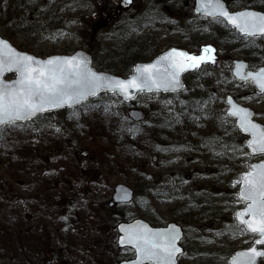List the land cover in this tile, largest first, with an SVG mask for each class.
I'll list each match as a JSON object with an SVG mask.
<instances>
[{"label": "rangeland", "instance_id": "rangeland-1", "mask_svg": "<svg viewBox=\"0 0 264 264\" xmlns=\"http://www.w3.org/2000/svg\"><path fill=\"white\" fill-rule=\"evenodd\" d=\"M122 1L0 0V34L36 55L93 46L95 66L118 74L172 45L196 56L211 48L215 57L186 73L179 93L145 92L132 104L103 92L55 111L63 125L36 116L1 129L0 225L7 215L6 228L18 233L15 250L0 240L4 264H116L132 252L117 245L116 224L136 217L184 221L188 250L221 249L225 220L240 205V172H228L229 161L238 171L264 156L243 151L227 158L218 137L232 117L222 129L214 124L229 93L264 123V93L232 73L235 58L264 64V37L246 39L222 19L196 14L194 0ZM227 1L231 9L264 10V0ZM131 108L144 111L141 122L129 116ZM167 142L182 148L167 152ZM25 144L28 159L17 150ZM239 149H231L232 156ZM119 182L135 196L113 208Z\"/></svg>", "mask_w": 264, "mask_h": 264}, {"label": "snow or ice", "instance_id": "snow-or-ice-1", "mask_svg": "<svg viewBox=\"0 0 264 264\" xmlns=\"http://www.w3.org/2000/svg\"><path fill=\"white\" fill-rule=\"evenodd\" d=\"M131 2V0H129ZM198 11L207 16L221 17L236 28L244 38L264 37V14L243 11L231 14L220 0H201ZM214 49L205 48L200 56L173 49L153 64L136 68V75L128 80L114 79L91 71L87 62L78 57L51 58L39 61L32 56L20 54L6 42L0 41V77L5 72L15 71L19 78L11 83L0 79V126L14 125L19 120H30L37 114L51 109L79 104L88 96H95L102 90L122 95L125 100L133 99L130 90L136 92L176 91L181 87L180 75L200 68L202 64L215 63L211 55ZM244 65L237 66V76L244 81L251 80L264 93V69L242 74ZM231 116L239 118V128L252 137L247 142L249 155H264V127L255 124L247 109L239 108L231 99ZM243 188L239 192L240 202L246 204L236 218L242 233H251L254 244L264 245V163L252 165L242 176ZM236 183H240L237 181ZM246 217H248L246 219ZM121 244H129L138 253L133 264H175L180 249L176 246L179 231L173 227L168 231L152 232L147 228L126 230ZM244 258L241 261L240 258ZM257 258H264V250L252 247L240 253L233 264H256Z\"/></svg>", "mask_w": 264, "mask_h": 264}, {"label": "water", "instance_id": "water-1", "mask_svg": "<svg viewBox=\"0 0 264 264\" xmlns=\"http://www.w3.org/2000/svg\"><path fill=\"white\" fill-rule=\"evenodd\" d=\"M220 2L223 4L225 10H227L229 13L231 14H236V13H239V12H243V11H251V12H255V13H258V14H264V10L262 9H258V8H253V7H243L241 9H237V10H231L226 2V0H220ZM200 4H201V0H195V3H194V11L197 13V14H200L202 16H207L205 15L203 12L201 11H198V9L200 8ZM212 17V16H210ZM230 25V24H229ZM234 28V27H233ZM237 32H239L236 28H234ZM240 33V32H239ZM241 34V33H240ZM242 35V34H241ZM0 41H4L6 42L11 48H13L16 52L20 53V54H25V55H29V56H32L34 57L35 59L39 60V61H47L51 58H72V57H78L80 59H83L87 62V66L88 68L97 73L98 75H103V76H107V77H110V78H114V79H120V80H128L130 79L133 75H136V68L137 67H141V66H145V65H149V64H153L155 63L156 61H158L160 59V57L166 55L167 53H169L170 51H172L173 49L175 50H178V51H182V52H185V53H188L189 55H194L196 56L195 54L191 53L187 48H184V47H181V46H177V45H172L166 49H164L162 52H160L159 54H157L153 59H150V60H142V61H138L135 63L134 65V68H133V72H131L130 74H128L127 76H123V75H119V74H115L113 72H110V71H107V70H101V69H98L96 68V66L93 64V61H92V49L93 47H90L89 50H86V49H82V48H79V49H76L75 51H73L72 53H53V54H50L48 56H39V55H36L34 53H31L29 51H26V50H21L19 49L17 46H15L8 38L0 35ZM244 65L245 67L243 69H241V72L242 74H247L248 72H258L260 71L261 69H264V65H260L257 69H251V68H248V61L246 59H243V58H235L234 59V66L232 68V72L234 74L235 77L241 79L239 76H237V66L238 65ZM248 68V69H247ZM13 72V71H12ZM187 72V71H186ZM182 73L180 75V82H181V87H179L176 91H180L182 90L184 87H185V80H184V74L186 73ZM10 73V72H5L3 74V77H0V79H3L5 82L7 83H11L13 81H16L18 78H19V74L16 72V76L13 77V78H10L8 79L6 77V75ZM255 84V83H254ZM256 86V92L257 93H260L259 89H258V86L255 84ZM107 90H102L100 92H105ZM98 92V93H100ZM107 92H110V91H107ZM130 92L134 95V98L136 97V95L140 92H136L134 89L133 90H130ZM146 92V91H145ZM160 92H175V91H164V90H160ZM96 96V95H95ZM123 99L124 97L122 95H120ZM91 97H94V96H88L86 99L82 100L80 103L86 101L87 99L91 98ZM133 99H128V100H125V101H132ZM229 99H231V101L233 102V104H235L236 106H238L239 108H243V109H247L250 113H252V121L257 124V125H260L261 127H264V123L257 120L255 117H254V114H255V109L253 107H250L248 105H244L242 103H240L233 94L229 93L227 96H226V101H227V104H228V107L226 109V113L229 114L231 109H232V104L229 103ZM79 103V104H80ZM78 104H75L74 106H76ZM68 106H64V107H61V108H55V109H51L49 111H54V110H59V109H62V108H66ZM48 112V111H46ZM45 113V112H44ZM130 116L133 117L134 119L136 120H140L143 118V111L139 108H132L129 112ZM230 115V114H229ZM235 117V125L237 126V128L242 132L244 133L245 135H247V137L245 138V141H244V145L245 147L251 152V150L247 147V142L249 140L252 139L251 135L249 133H245L243 132L240 128H239V118L234 116ZM19 121H26V120H19ZM260 163H264V158L261 159V160H258V161H254L251 163L250 165V168L249 169H246V170H243L241 172V179H242V176L244 173L248 172L250 169H251V166L252 165H256V164H260ZM243 188V182L241 183L239 189H238V195H239V192L242 190ZM134 197V189L126 184V183H123V182H119L115 185V189H114V193H113V199L110 201V204H114L115 202H130ZM246 207V206H245ZM245 207H240L238 208L236 211H235V218H236V213L238 211H242ZM248 217H246L247 219ZM237 220V218H236ZM238 221V220H237ZM173 227H175V229H177L179 231V239L176 241V246L181 250V252L184 251V247L183 245H181V243L179 242L180 239L182 238V229H181V226L179 224H177L176 222H170L168 226L166 227H158V226H154L152 225L148 220H146L145 218L143 217H136V218H133V219H130V220H125V219H122V220H119L116 224V228H117V232H118V236H117V245L119 247H129L131 248L133 251H134V255L131 256V257H126V258H123L121 260H119L116 264H133V261H137L139 259V256H138V253L135 251V249L132 247V245H129V244H121L120 241L122 238H124L126 236V232L124 231H121V229H126V230H137V229H142V228H147L149 230H151L152 232H159V231H168V230H171ZM252 247H256L257 248V245L254 244L253 246L249 247V248H246V249H242V250H239L237 251L234 256L232 257V261L237 258L239 256L240 253H243V252H246V251H249ZM258 250H264L263 248H257ZM178 253L176 255V258H175V264H179V259H178V255L180 254ZM242 258V257H241ZM258 260V258H257ZM148 263H152V261H144V264H148ZM0 264H3L1 261H0ZM256 264H257V261H256Z\"/></svg>", "mask_w": 264, "mask_h": 264}, {"label": "flooded vegetation", "instance_id": "flooded-vegetation-1", "mask_svg": "<svg viewBox=\"0 0 264 264\" xmlns=\"http://www.w3.org/2000/svg\"><path fill=\"white\" fill-rule=\"evenodd\" d=\"M129 0L122 1L120 5H124L125 2ZM227 1V0H226ZM132 2V0H131ZM130 2V3H131ZM228 2V1H227ZM229 4V2H228ZM231 8V7H230ZM237 34V33H236ZM243 37V36H241ZM249 66L253 68V64L249 59ZM246 204L240 202L238 207H245ZM236 207L233 212V217H235V211L238 208ZM185 216V215H184ZM181 225L182 228V238L181 244L184 246V251L179 255V264H233L232 257L234 254L241 249L249 248L254 244V237L251 233H242L240 228L243 225H239L235 218L226 219L225 227L222 230L221 234L223 239H220V245L223 247L218 250H188L187 246L184 242L186 237V230L188 228V223H185L181 220H174ZM170 221H159L152 222L155 226H167ZM258 248H264V245H258ZM241 261L244 258H240ZM257 264H264V258H258Z\"/></svg>", "mask_w": 264, "mask_h": 264}, {"label": "trees", "instance_id": "trees-1", "mask_svg": "<svg viewBox=\"0 0 264 264\" xmlns=\"http://www.w3.org/2000/svg\"><path fill=\"white\" fill-rule=\"evenodd\" d=\"M128 67H129V65H126V67L123 70V73L121 72V74H123V75L128 74L129 73V70H127ZM190 105L192 106V104H190ZM190 105H188V106H190ZM190 109H192V108H190ZM54 113L55 112H49V113L41 114V115H38V116H39V118H48L47 122H53V121L55 122V121H57V123L63 125V123H61L60 121L55 120ZM226 116L227 115H225V113L223 111L219 112L217 114V116H215L216 117V123H214V124H217V126L222 129V124H223L222 121L227 118ZM167 123L168 124L165 127L169 126V128H170V123L169 122H167ZM224 124H226V121H225ZM6 126H8V125H6ZM6 126H0V130L3 129L4 127H6ZM117 129H118V127H115L113 125V123H112L111 124V130L113 132H116ZM137 130L135 129L132 133H135ZM121 131L123 133H125L127 131L126 127L123 126L121 128ZM221 137H222V135L219 134L218 139L220 140V143L224 144L226 146V156H228L227 158H229V159L232 158L233 159L237 155L241 154L243 151H246V149L244 148V145H243V141H244L243 135L239 131H236V127L234 125L233 119L228 121V126H227V129H226V135H224V138H221ZM123 143H125V141H123ZM19 147H18L17 150H19L20 152H22L24 154L23 155L24 158L28 159L29 156H30V151H31V149L29 148V144L22 145L21 146L22 148H19ZM11 148L13 150H14V148H17L16 144L12 145ZM162 148L165 151L170 152V150L173 151L174 149H181L182 145L181 144H175L173 142H167V144L164 145ZM210 148H211V150H216L214 145H211ZM233 148H241V149L236 151V155L232 156V153H231L230 150L233 149ZM24 158H23V160H24ZM26 164H27V162H26ZM239 171H240V169L238 171L236 169H232L231 166H230V161H229L228 172H231V174L238 176L237 174L239 173ZM226 172H227V169H226ZM119 205L120 204H114L113 208L114 207H118ZM6 219H8L7 215L4 216V218L2 220V223L0 225V236H1L0 240L3 241V242H1V244L5 248H13L15 250V243H17V241L15 239L17 238L18 233L15 230H13V231L9 230L8 231V229L6 228ZM10 220H11V217H10ZM15 235H17V236H15ZM8 237H12V240H9Z\"/></svg>", "mask_w": 264, "mask_h": 264}]
</instances>
